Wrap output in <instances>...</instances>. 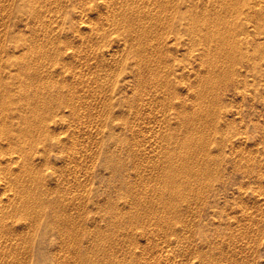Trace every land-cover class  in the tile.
Masks as SVG:
<instances>
[{"label": "rangeland", "instance_id": "1", "mask_svg": "<svg viewBox=\"0 0 264 264\" xmlns=\"http://www.w3.org/2000/svg\"><path fill=\"white\" fill-rule=\"evenodd\" d=\"M15 1H0V145L2 147L0 150L7 151L8 153L4 152L6 155H9L12 150H17L16 154L22 153V156L26 154L28 156L31 152L35 157L33 159V157L26 156L32 160H25L26 158L23 157L25 162L16 163V165L22 164V166L19 165L21 166L19 168H17L18 165L7 161L6 156L5 158L1 157L0 160L2 161L0 167H3L1 163L5 165L3 169L0 168V178L3 179L4 177L12 182L9 183L10 187L7 186L9 180L5 181L6 184H0V199H3L0 201V217L2 218L0 221L2 232H0V256L2 251L5 253L1 256L5 259L0 257L3 260H0V263L264 264V31L258 32L261 29L264 30V0H213L214 3L212 0H178V3L175 2L177 0H169L174 2L172 5L168 0H163V3L162 0H140V2L139 0H123L126 2L121 0H85V2L84 0H43L44 2L37 0V6H34L36 0H30L32 6L27 4L26 0ZM22 1L26 3L24 2L25 4L22 5ZM136 1L141 3L140 6L137 5ZM207 2L210 4L207 5ZM217 2L222 3L219 5L216 4ZM148 3L149 7L147 6ZM130 4L131 7H129ZM154 4L159 7H155ZM166 4L170 8L165 6ZM162 5L166 8H163ZM151 6H153L152 9ZM25 7H28L27 12L23 11ZM29 7H33L32 10ZM34 8L35 10H33ZM41 8L47 10L41 11ZM165 9L166 11L170 9L173 12H166ZM176 9L177 14L179 13V34L183 36L182 40L186 34L188 37L190 36V38L186 36V42L182 41L181 38L176 42L173 32L167 30V22H170V19L171 21L174 20L173 14L176 13ZM30 10L33 12L31 13ZM149 10L154 13L157 12L158 17L156 18V14L154 17V13L149 12ZM157 10H160V13L162 11V13L160 14ZM220 10L226 16L222 15ZM40 11L44 13V16L39 13ZM111 12L119 14L115 15ZM126 12L127 16L125 15ZM122 13L125 14L122 16ZM147 13L148 16H144ZM189 13H192L193 16L188 17ZM139 15L143 16L139 17ZM165 15L171 18L169 19ZM204 15L207 19L203 17ZM216 15L231 18L233 21L242 22L241 24L243 22L249 24L246 25L250 28L248 33H250L249 39L251 38L252 45L243 43L246 47L245 49L243 46L245 52L250 51L252 53L255 47L257 49L258 47L259 49L262 48L260 55L256 57V61L259 63L255 67L251 65L254 55L253 59L247 60L248 62L245 59L243 65L238 64L241 66V70H235V75H233L232 68H227L230 61L227 62L225 56L223 58L219 54L215 56L216 52L210 50L212 51L210 57L206 52L207 49L212 48L213 42L208 44L201 40V36H198L200 34L196 35L193 32L192 36V33L186 30L188 25H191V30L195 27V23L192 25L194 21L204 22V19L209 21L214 17L216 18ZM237 15L242 18H237ZM114 16L117 17L114 18ZM119 16L121 17L119 18ZM123 17L134 18L128 20L127 18L123 19ZM144 17L146 20H143ZM159 18L167 21L166 24L160 21L159 25ZM115 20L118 24L114 23ZM128 21L129 23H127ZM133 21L137 24H134ZM136 25L138 26L136 27ZM158 25L161 27L159 28ZM30 26L35 27V29ZM257 26H260V30ZM123 27L127 32L124 31ZM143 27L150 31L147 30L148 32L142 34ZM126 28H133L134 30ZM138 28L140 29L138 30ZM161 29L165 30L163 34L160 32ZM169 32L171 33L169 34ZM251 32L257 36H253L254 34ZM155 33L159 34L156 35ZM154 35H156L155 38ZM143 36L148 40L145 41ZM164 37L165 39H163ZM256 40L259 42L256 43ZM170 41L174 44L169 45ZM191 41L195 43L194 46ZM175 43H178L179 46L176 47ZM196 48H200V50ZM148 49L155 53L148 52ZM162 49H165V52L161 54L164 51ZM217 55L220 57L214 58L218 57ZM163 58L164 60H162ZM141 59L143 61H140ZM158 59L161 63L160 66L157 65ZM144 60L147 61V64ZM204 60H206L205 66L203 65L205 64ZM163 62L164 64H162ZM214 62L218 64L215 65ZM219 62L221 63L219 64ZM139 64L140 66H136ZM211 64L216 68L212 67ZM221 64L222 66H220ZM141 65L143 66L141 67ZM218 65L220 68L222 67L221 69L225 68V74ZM161 66H166V68ZM145 67H149L153 72L150 71L149 73V69L147 70ZM162 68L164 70H161ZM165 70L167 71L165 72ZM172 70L173 73H171ZM229 71L230 74L226 73ZM141 72L142 75H140ZM200 72L202 73L199 74ZM222 74L225 75V79L222 78ZM227 74L229 77L235 76V79L233 77L228 78ZM231 78L234 80L230 81ZM227 79L230 80L227 81ZM172 80L173 82H171ZM215 80L216 82H214ZM219 80L220 82H218ZM166 81L168 83H165ZM217 82L218 84H216ZM224 83L229 85L225 84L224 87L222 86ZM162 84L163 86L166 84V86H160ZM197 84L204 91L198 86L196 87ZM200 84L203 87H208V89L205 87L204 89ZM216 85L223 87L222 90L220 89V93ZM212 88H217L218 91H216L217 89L210 90ZM164 90H167V93ZM215 91L218 92V95ZM210 92H212L211 95ZM162 94L165 96L163 97ZM168 94H171V101L170 97H167ZM199 95L202 96L201 100ZM161 98L163 103H161ZM196 101H199L198 104ZM165 102L171 103L170 106H166ZM214 102L215 104H213ZM193 104L198 109H194ZM202 104H205V108ZM198 105L202 106L199 107ZM206 105L213 110L209 111L210 109ZM181 109H183V113H181ZM189 109L192 110L191 113ZM195 110L201 114L210 113L211 117L214 118L212 119L207 114H200L199 116ZM202 110H206V112L204 113ZM186 111H189L190 114ZM193 112L197 113V116ZM185 116L187 120H185ZM195 118L202 120L196 121ZM208 119L214 121L209 122ZM192 122L194 125L191 124ZM200 124L202 125L200 126ZM4 125L10 127L9 134L2 130ZM33 125L35 128L43 125V129H48L43 134H39V142L37 136L34 142L31 140L29 142L28 139H24L20 135L22 126H24L25 131ZM198 126L203 128H198ZM170 130L175 132L171 133ZM191 132L197 135L193 136ZM44 134H47L46 140ZM198 134L200 135L198 136ZM166 136L167 139H165ZM174 136H177V139ZM196 136L197 142L193 140ZM184 137H188L191 141L185 138L182 143ZM171 138H174L173 141ZM60 139L64 144L63 142L60 144L58 141ZM199 140L204 143L202 144ZM56 141L57 143H55ZM69 142L72 143L68 144ZM186 144H190V147H187ZM204 144L208 145L207 151L205 150L207 145L204 147ZM19 145H25L28 152L26 153L27 150L19 152ZM29 145H31L30 151ZM164 145L165 147H163ZM71 146L75 150H70ZM171 146L173 147L171 148ZM198 146H201L204 151ZM167 148L170 149L167 150ZM193 150L198 151L195 154H199L200 158L192 154L194 153ZM183 153L185 154L183 155ZM171 154L176 156L172 157ZM188 155L191 158L188 159ZM205 155L209 159L201 157ZM192 157H196L198 160L194 162ZM187 160L188 162L192 161V164L189 162L190 166H188ZM32 161L35 162L36 166ZM203 162L206 163L203 164ZM24 163L26 166L23 165ZM174 163L177 166L180 165L177 167ZM32 164L33 166H30ZM169 164L173 172L176 171L175 178L170 180L167 178V175L169 176L172 172ZM185 165L187 166L185 167ZM195 166L199 168L196 167V169ZM24 167L31 169H28L29 173L40 169L38 173L33 171L38 176L32 173L33 176L31 175L30 178L29 173V176L25 174ZM5 168H8L7 174L4 173ZM184 168H188L189 171ZM194 169L198 170H195L197 173ZM199 170L203 173L201 174ZM184 171L189 172L190 175ZM9 173H14L15 176L10 177L12 174ZM41 174L42 176H40ZM1 175L4 176L1 177ZM18 178L21 180L18 181ZM29 178L37 184L34 185L32 182L30 184ZM40 178L44 180L41 181ZM191 179L200 182H196L197 184L192 187L195 181L193 182ZM180 182L183 184L181 185ZM27 183L33 188L29 187ZM161 183L165 184L161 185ZM167 183H170V186ZM15 184L18 187L21 185L24 187L18 188ZM158 185H161L163 189L161 186L160 189ZM188 185L191 186L192 190L189 189L190 186ZM14 186L18 189L16 190ZM171 186L175 188H171ZM23 188L24 190H22ZM37 188L40 195L38 191V194L36 193ZM172 189L177 192L174 193ZM28 190L30 191L28 192ZM31 192L34 194L33 197H36L35 200H33ZM187 194L191 195L188 196ZM20 196L23 197L20 198ZM15 197L18 203L14 200ZM20 199L25 202V207L22 204L24 202H21ZM11 200L14 201V203L12 201L13 205ZM137 201H139L140 207H138ZM36 203L40 205V208ZM14 204L16 208H13ZM171 204L177 208L174 207L175 212H173V207L170 208ZM8 208L9 210L13 209V212L10 213ZM30 208L31 210H29ZM2 209L8 212L3 214ZM15 211L18 213L22 211L23 213H17V215ZM12 213L15 215L12 216ZM2 214L9 216H5L7 221ZM137 214L139 216H136ZM167 221L170 223L169 227L166 225L168 223H165ZM7 225L9 228L6 227ZM10 226L14 228H10ZM123 227L124 229H122ZM66 230L67 232H64ZM6 231H9L11 235ZM68 232H71V235ZM4 242L7 243V247ZM3 243L4 245H2ZM6 249L8 254L4 252ZM6 254L8 257H4ZM9 255L14 256L9 257Z\"/></svg>", "mask_w": 264, "mask_h": 264}, {"label": "bare ground", "instance_id": "2", "mask_svg": "<svg viewBox=\"0 0 264 264\" xmlns=\"http://www.w3.org/2000/svg\"><path fill=\"white\" fill-rule=\"evenodd\" d=\"M0 1H1V0H0ZM14 1H15V0H14ZM18 1L20 2V0H18ZM18 1H15V2H18ZM31 1H32V0H31ZM31 1H30V0H29V1L26 0L27 4H30V5L32 4ZM44 1H45V0H44ZM44 1L42 0V2H44ZM121 1H123V0H121ZM130 1H131V0H130ZM141 1H142V0H141ZM144 1H145V0H144ZM151 1H153V0H151ZM156 1H157V0H156ZM156 1H155V3H156ZM158 1H161V0H158ZM168 1H169V0H168ZM173 1H174V0H173ZM173 1H172V2H173ZM210 1H211V0H210ZM210 1H209V2H210ZM214 1H216V0H214ZM214 1L212 0L213 3H214ZM218 1H221V0H218ZM236 1H238V0H236ZM260 1H261V0H260ZM24 2H25V1H22L21 4L24 5V4L26 3V2H25V3H24ZM28 2H30V3H28ZM34 2H35V4H36V5H34V6H37V4H38V3H37V0L34 1ZM34 2H33V3H34ZM40 2H41V1H40ZM82 2H83V1H82ZM84 2H85V0H84ZM123 2H126V1H123ZM127 2H128V1H127ZM136 2H137V1H136ZM139 2H140V0H139ZM164 2H165V1H164ZM169 2H171V1H169ZM172 2H171V5H172ZM175 2L178 3V0L175 1ZM212 2H211V4H212ZM226 2H227V1H226ZM23 3H24V4H23ZM128 3H129V2H128ZM130 3H131V2H130ZM133 3H135V2H133ZM144 3H145V2H144ZM160 3H161V2H160ZM162 3H163V0H162ZM173 3H174V2H173ZM219 3H222V2H219ZM219 3L217 2L216 4H219ZM224 3H225V1H224ZM227 3H229V2H227ZM231 3H232V2H231ZM233 3H234V2H233ZM16 4H17V3H16ZM18 4H20V3H18ZM21 4H20V5H21ZM27 4H26V5H27ZM80 4H81V2H80ZM82 4H83V3H82ZM120 4H121V3H120ZM124 4H125V3H124ZM135 4H136V3H135ZM138 4H139V3L137 2V5H138ZM140 4H141V3H140ZM140 4H139V6H140ZM150 4H151V3H150ZM157 4H158V3H157ZM205 4H206V3H205ZM208 4H210V3L207 2V5H208ZM225 4H226V3H225ZM259 4H260V6H261V3H259ZM4 5H5V4H4ZM26 5H25V6H26ZM40 5H41V4H40ZM142 5L146 6L145 4H142ZM163 5H164V4H163ZM163 5H162L163 8H164L165 6H167V4H166L165 6H163ZM169 5H170V4H169ZM178 5H179V4H178ZM219 5H220V4H219ZM235 5H236V4H235ZM5 6H6V5H5ZM15 6H17V5H15ZM31 6H32V5H31ZM41 6H43V5H41ZM147 6L149 7V3H148ZM154 6H155V4H154ZM197 6H198V5H197ZM203 6H204V5H203ZM209 6H210V5H209ZM209 6H208V7H209ZM221 6H222V5H221ZM229 6H231V5H229ZM22 7H23V6H22ZM119 7H120V6H119ZM126 7H127V6H126ZM129 7H131V4H130ZM142 7H143V6H142ZM152 7H153V6H151V9H152ZM155 7H159V6H155ZM155 7H154V8H155ZM160 7H161V6H160ZM167 7H169V6H167ZM171 7H174V6H171ZM177 7H178V6H177ZM193 7H194V6H193ZM204 7H207V6H204ZM215 7H216V6H215ZM217 7H218V6H217ZM232 7H233V6H232ZM25 8H26V10H25ZM25 8H24V10H23V8H22V10L27 12V11H28V10H27L28 7H25ZM29 8L32 10L33 7H29ZM135 8H136V10H137V7H135ZM138 8H140V7H138ZM163 8H161V9H163ZM165 8H166V7H165ZM169 8H170V7H169ZM197 8H199V7H197ZM201 8L203 9V7H201ZM212 8H213V6H212ZM222 8H223V7H222ZM229 8H230V7H229ZM234 8H235V7H234ZM248 8H249V6H248ZM262 8H263V7H262ZM262 8H261V9H262ZM37 9H39V8H37ZM41 9H42L41 11H43V10H44V11L47 10V9H43V8H41ZM123 9H124V8H123ZM128 9H129V8H128ZM130 9H131V8H130ZM130 9H129V10H130ZM142 9H143V8H142ZM157 9H158V8H157ZM167 9H168V8H167ZM171 9H173V8H171ZM210 9H211V7H210ZM217 9H218V8H217ZM219 9H220V7H219ZM224 9H225V8H224ZM226 9H227V6H226ZM231 9H233V8H231ZM231 9H229V10H231ZM236 9H237V8H236ZM251 9H252V8H251ZM259 9H260V8H259ZM16 10H17V9H16ZM31 10H30V11H31ZM33 10H35V8H34ZM39 10H40V9H39ZM39 10H38V11H39ZM117 10H118V9H117ZM121 10H122V8H121ZM140 10H141V9H140ZM143 10H144V9H143ZM143 10H142V11H143ZM195 10H197V9H195ZM199 10H200V9H199ZM41 11H40L39 13H41ZM114 11H115V10H114ZM126 11H127V10H126ZM134 11H135V10H134ZM137 11H139V9H138ZM145 11H147V10H145ZM154 11H155V10H154ZM157 11H158V10H157ZM159 11H160V10H159ZM159 11H158V12H159ZM165 11H166V9H165ZM169 11H171V10L169 9ZM169 11L167 10L166 12H169ZM189 11H191V10H189ZM200 11H202V10H200ZM205 11H206V10H205ZM212 11H213V10H212ZM215 11H216V10H215ZM222 11H223V10H222ZM225 11H226V10H225ZM261 11H262V10H261ZM20 12H21V11H20ZM20 12H19V13H20ZM32 12H33V11H31V13H32ZM35 12H36V11H35ZM112 12H113V11H112ZM112 12H111V13H112ZM119 12H120V10H119ZM124 12H125V11H124ZM127 12H128V11H127ZM127 12H126V14H125V13H122V16H123V14H125V15L127 16ZM149 12H153V11H150V10H149ZM171 12H173V11H171ZM174 12H175V11H174ZM198 12H199V11H198ZM220 12H221V10H220ZM220 12H219V13H220ZM223 12H224V11H223ZM235 12H236V11H235ZM237 12H238V11H237ZM28 13L31 14L30 12H28ZM134 13H136V12H134ZM138 13H139V12H138ZM143 13H144V12H143ZM145 13H146V12H145ZM153 13H154V12H153ZM156 13H157V12H156ZM156 13L153 14L154 17H155V14H156ZM159 13H160V12H159ZM159 13H158V14H159ZM161 13H162V11H161ZM161 13H160V14H161ZM163 13H165V12H163ZM202 13H203V12H202ZM217 13H218V12H217ZM221 13H222V12H221ZM225 13H226V12H225ZM34 14H35V13H34ZM41 14L43 15L44 13H41ZM112 14L117 15V14H119V13H117V12L115 13V12H114V13H112ZM130 14H131V13H130ZM130 14H129V16H131ZM141 14H142V12H141ZM165 14L167 15V13H165ZM171 14H172V13H171ZM178 14H179V13H178ZM178 14H177V9H176V13L173 14V16H174V17H173L174 20H172V21H171V19H170L171 17L169 18L168 16L165 15L166 17H168V18L170 19V20H169L170 22L164 21L162 18H159V19H158V20H159V25H160V21L163 22L164 24H166V22L168 23V25H167L168 29H167V27H166V29H167V30H171V32H173V34H174V39H176V42L179 40V38H181V40H182V38H183V36H181V35L179 34V15H178ZM186 14H187V13H186ZM189 14H190L189 16L187 15L188 17L193 16L192 13H189ZM191 14H192V15H191ZM197 14H198V13H197ZM200 14H201V12H200ZM206 14H207V13H206ZM209 14H210V13H209ZM209 14H208V15H209ZM235 14H237V13H235ZM238 14H239V12H238ZM24 15H25V14H24ZM24 15H22V16H24ZM26 15H27V14H26ZM36 15H37V14H36ZM36 15H35V16H36ZM45 15H46V14H45ZM134 15H135V14H134ZM150 15H151V14H150ZM156 15H157V14H156ZM168 15L170 16V14H168ZM211 15H213L212 12H211ZM211 15H210V16H211ZM220 15H221V14H220ZM220 15H216V18L214 17V18H212V19L209 20V21H207V20H205V19L203 18V19H204V22H198V21H194L193 23L191 22L192 25L195 23V27H193L192 30H191V28H190L191 25H188V27L186 26V30H187L188 32L192 33V36H193V32H195L196 35H197V34H200V35H198V36H201V40H204V41L207 42L208 44H210V43L213 42V43H212V44H213L212 48L209 49V50L207 49L206 52L210 55V57H211V52H212V51L216 52V53H215V56H216V54L221 55L222 58H223V56H225L227 62H228V61L231 62V64H230V62H229V64L227 65V66H228L227 68H230V67L232 68V69H231V72H233V73H232L233 75H235V70H237V69H239V71L241 70V66H239L238 64L241 63V65H243L242 63H243V61H244L245 59H246V61H247V60L250 61L251 59H253L252 57H253L254 55H255V57H254V59H253L254 61L252 60L251 65L255 67V66L259 63V62L257 63V61H256V57L260 55V49H262V48L259 49V47H258V49H257V47H255L253 52H252V50H251L252 53H250V51H248V53L245 52V50H244V48H243L244 44H251V45H252V43H251L252 40H250L251 38L249 39V37H250L249 34H250V33H248V30H249L250 28H248V26L246 25V24H248V23L244 24V22H243V24H244V25H243V24H241L242 22L239 23V22L236 21V20L233 21L231 18H226V17L220 16ZM222 15H224V14L222 13ZM43 16H44V15H43ZM43 16H40V17H43ZM140 16H141V15H139V17H140ZM142 16H143V15H142ZM142 16H141V17H142ZM144 16H148V13H147V15L144 14ZM160 16H161V15H160ZM160 16H159V17H160ZM197 16H198V15H197ZM214 16H215V15H214ZM224 16H226V15H224ZM227 16H228V14H227ZM37 17H38V15H37ZM46 17H47V16H46ZM116 17H117V16H116ZM116 17L114 16V18H116ZM120 17H121V16H119V18H120ZM134 17H136V16H134ZM134 17H130V18L132 19V18H134ZM154 17H153V18H154ZM157 17H158V15L156 16V18H157ZM188 17H187V18H188ZM203 17H205V18L207 19V17H206L205 15H204ZM236 17L239 18V19L242 18V17H240V16H238V15H237ZM236 17H235V18H236ZM21 18H22V17H21ZM35 18H36V17H35ZM125 18H127V17H123V19H125ZM130 18L128 17L127 19L129 20ZM144 18H145V17H144ZM147 18H148V17H147ZM150 18L152 19V16H151ZM163 18H164V16H163ZM176 18H177V19H176ZM210 18H211V17H210ZM237 18H236V19H237ZM22 19H23V18H22ZM29 19H31V18H29ZM37 19H39V18H37ZM42 19H43V18H42ZM127 19H126V20H127ZM139 19H141V18H139ZM151 19H150V21H151ZM165 19H166V18H165ZM194 19H195V17H194ZM203 19H202V20H203ZM239 19H237V20H239ZM31 20H32V19H31ZM31 20H30V21H31ZM113 20H114V19H113ZM117 20H118V18H117ZM121 20H122V19H121ZM133 20H134V19H133ZM141 20H142V19H141ZM141 20H140V21H141ZM143 20H146V18L143 19ZM153 20H155V19H153ZM197 20H198V19H197ZM244 20H245V19H244ZM23 21H24V20H23ZM25 21H26V20H25ZM27 21H28V20H27ZM27 21H26V22H27ZM119 21H120V20H119ZM135 21H136V20H135ZM150 21H149V22H150ZM156 21H157V19H156ZM187 21H188V20H187ZM249 21H250V20H249ZM115 22H116V20L114 21V23H115ZM122 22H123V21H122ZM124 22H125V20H124ZM124 22H123V23H124ZM137 22H138V21H137ZM143 22H144V21H143ZM153 22H154V21H153ZM184 22H185V21H184ZM247 22H248V21H247ZM116 23H117V22H116ZM127 23H129V21H128ZM130 23H131V21H130ZM133 23H134V21H133ZM135 23H136V22H135ZM135 23H134V24H135ZM145 23H146V21H145ZM156 23H157V22H156ZM182 23H183V22H182ZM186 23H189V22H186ZM25 24H26V23H25ZM117 24H118V23H117ZM136 24H137V23H136ZM140 24H141V22H140ZM142 24H144V23H142ZM150 24H151V23H150ZM157 24H158V23H157ZM256 24H257V23H256ZM123 25H124V24H123ZM130 25H131V24H130ZM138 25H139V23H138ZM138 25H136V27H137ZM144 25H145V24H144ZM146 25H147V24H146ZM152 25H153V23H152ZM159 25H158V26H159ZM162 25H163V24H162ZM245 25L247 26V28L245 27ZM248 25H249V24H248ZM254 25H255V23L253 24V27H254ZM153 26H154V25H153ZM153 26H152V27H153ZM156 26H157V25H156ZM164 26H165V25H164ZM30 27H32L33 29H35V27H33V26H30ZM126 27H127V26H126ZM129 27H130V26H129ZM145 27H146V26H145ZM145 27H143V28H144V29L142 30L143 33H142L141 31H140V32L138 31V32H139V33H142V34H145L146 32L150 31L149 29H146ZM150 27H151V26H150ZM160 27H161V26H159V28H160ZM253 27H252V28H253ZM259 27H260V26H259ZM259 27L257 26L258 30H260ZM120 28H122V27H120ZM133 28H134V27H133ZM133 28H131V29H133ZM140 28H141V27H140ZM140 28H138V30H139ZM147 28H149V27H147ZM162 28H163V27H162ZM33 29H32V30H33ZM123 29H124V27H123ZM126 29H129V28H126ZM131 29H129V30H131ZM141 29H142V28H141ZM150 29H151V28H150ZM152 29H153V28H152ZM163 29H164V28H163ZM180 29H181V28H180ZM255 29H256V28H255ZM133 30H134V29H133ZM147 30H148V31H147ZM161 30H162V29H161ZM252 30H253V29H252ZM124 31H125V29H124ZM135 31H136V30H135ZM151 31L153 32V30H151ZM155 31H156V29H155ZM163 31H165V30H162V31H160V32H162V34H163ZM183 31H184V30H183ZM191 31H192V32H191ZM262 31H264V30L261 29V30L258 31V32H262ZM125 32H127V31H125ZM129 32H130V31H129ZM129 32H128V33H129ZM171 32H169V34H170ZM180 32H181V31H180ZM249 32H250V30H249ZM252 32H253V31H252ZM252 32H251V34H254V33H252ZM128 33H127V34H128ZM131 33H132V32H131ZM134 33H135V32H134ZM153 33H154V32H153ZM135 34H136V35H139V34H137V33H135ZM135 34H133V35H135ZM149 34H150V33H149ZM155 34H156V33H155ZM157 34H159V33H157ZM157 34H156V35H157ZM164 34H165V32H164ZM169 34H168V35H169ZM173 34H172V35H173ZM128 35H129V34H128ZM131 35H132V34H131ZM147 35H148V34H147ZM156 35H154L153 37L155 38ZM179 35H180V36H179ZM190 35H191V34H190ZM194 35H195V34H194ZM129 36H130V35H129ZM140 36H141V34H140ZM144 36H145V35H144ZM144 36H143V37H144ZM162 36H164V35H162ZM186 36L188 37L187 34H186ZM186 36H185V38H186ZM253 36H255V34H254ZM256 36H257V35H256ZM256 36H255V37H256ZM148 37H149V36H148ZM170 37H171V35H170ZM195 37H196V36H195ZM251 37H252V35H251ZM130 38H131V37H130ZM133 38H134V37H133ZM144 38H145V37H144ZM150 38H151V37H150ZM161 38H162V37H161ZM185 38H184V40H182V41H185ZM188 38H190V36H189ZM252 38H253V37H252ZM138 39H139V38H138ZM141 39H142V38H141ZM146 39H147V38H145V41H146ZM163 39H165V37H164ZM166 39H167V38H166ZM172 39H173V38H172ZM253 39L255 40V38H253ZM134 40H135V39H134ZM147 40H148V39H147ZM168 40H169V39H168ZM193 40H195V39H193ZM193 40H192V41H193ZM199 40H200V39H199ZM254 40H253V42H255ZM46 41H47V39H46ZM138 41H139V40H138ZM138 41H137V42H138ZM154 41H155V40H154ZM160 41H161V40H160ZM165 41L167 42V40H165ZM173 41H174V40H173ZM189 41H190V40H189ZM192 41H191V43H192ZM250 41H251V42H250ZM256 41H257V40H256ZM143 42H144V41H143ZM151 42H152V41H151ZM151 42H150V44H151ZM161 42H163V41H161ZM168 42H169V41H168ZM171 42H172V41H170V43H171ZM180 42H181V41H180ZM185 42H186V41H185ZM194 42H196V40H195ZM201 42H203V41H201ZM205 42H204V43H205ZM249 42H250V43H249ZM258 42H259V41H257L256 43H258ZM41 43H42V42H41ZM138 43H140V42H138ZM153 43H154V42H153ZM170 43H169V45L174 44L173 42H172L171 44H170ZM178 43H179V42H178ZM178 43H175V44H176V47H177V45L179 46L180 43H179V44H178ZM199 43H200V42H199ZM207 43H206V44H207ZM243 43H244V44H243ZM147 44H148V43H147ZM156 44H157V41H156ZM182 44H184V43H182ZM259 44H260V43H259ZM38 45H39V43L37 44V47H38ZM40 45H41V44H40ZM137 45H138V44H137ZM141 45H142V44H141ZM148 45H149V44H148ZM154 45H155V44H154ZM157 45H158V44H157ZM184 45H185V44H184ZM186 45H187V44H186ZM192 45L194 46L195 43H192ZM199 45H200V44H199ZM199 45H198V47H199ZM251 45H249V46L252 47ZM253 45H254V43H253ZM133 46H134V45H133ZM152 46H153V45H152ZM159 46H160V45H159ZM201 46H202V45H201ZM204 46H205V45H204ZM209 46H210V45H209ZM214 46H215V48H216L217 50L214 48ZM259 46H260V45H259ZM39 47H40V46H39ZM139 47H140V46H139ZM153 47H154V46H153ZM206 47H207V46H206ZM244 47H245V46H244ZM250 47H249V48H250ZM260 47H262V46H260ZM137 48H138V46H137ZM155 48H156V47H155ZM155 48H152V49H155ZM158 48H159V47H158ZM163 48H164V47H163ZM200 48H201V47H200ZM200 48H199V49L196 48V49H197V50H200ZM33 49H34V47H33ZM144 49H145V48H144ZM188 49H191V48H188ZM192 49H193V48H192ZM205 49H206V48H205ZM213 49H215V50H213ZM245 49H246V47H245ZM250 49H251V48H250ZM35 50H37V49H35ZM40 50H41V49H40ZM40 50H39V51H40ZM142 50H143V49H142ZM142 50H141V51H142ZM146 50H147V49H146ZM146 50H145V51H146ZM148 50H149V49H148ZM160 50H161V49H160ZM162 50H164V51H162L161 54H162L163 52H165V49H162ZM193 50L195 51V49H193ZM193 50H192V51H193ZM202 50H204V49H202ZM210 50H212V51H210ZM258 50H259V51H258ZM134 51H135V48H134ZM136 51H137V50H136ZM143 51H144V50H143ZM150 51H152V53H153V50L150 49L148 52H150ZM262 51H263V50H262ZM156 52H157V51H156ZM195 52H196V51H195ZM197 52H198V51H197ZM204 52H205V51H204ZM204 52H203V53H204ZM140 53H141V52H140ZM154 53H155V52H154ZM154 53H153V54H154ZM166 53H169V52H166ZM255 53H256V54H255ZM157 54H158V53H157ZM193 54H194V53H193ZM212 54H213V53H212ZM143 55H145V54H143ZM143 55H142V56H143ZM151 55H152V54H151ZM166 55H167V54H166ZM195 55H196V54H195ZM197 55H198V54H197ZM202 55H204V54H202ZM206 55H207V54H206ZM139 56L141 57V54H140ZM148 56H149V54H148ZM152 56H153V55H152ZM154 56H155V55H154ZM213 56H214V55H213ZM217 56H218V55H217ZM145 57H146V56H145ZM150 57H151V56H150ZM158 57H159V56H158ZM168 57H169V55H168ZM171 57H172V56H171ZM206 57H207V56H206ZM219 57H220V56H218V57H214V58H219ZM225 57H224V60H225ZM159 58H161V57H159ZM222 58H221V59H222ZM144 59H145V58H144ZM154 59H155V58H154ZM167 59H169V58H167ZM210 59H211V58H210ZM146 60H148V59H146ZM162 60H164V58H163ZM206 60H207V59H206ZM206 60H204V63H205ZM217 60L219 61V59H217ZM224 60H223V61H224ZM138 61H139V60H138ZM140 61H143V60L141 59ZM144 61H145V60H144ZM150 61H151V60H150ZM152 61H153V60H152ZM177 61H178V59H177ZM145 62H146V64H147V61H145ZM157 62H158L157 65L161 64V63L159 62V59H158ZM164 62H165V61H164ZM164 62H163L162 64H164ZM171 62H172V61H171ZM207 62H208V61H207ZM212 62H213V61H212ZM244 62H245V61H244ZM247 62H248V61H247ZM247 62H246V63H247ZM138 63H139V62H138ZM149 63H150V62H149ZM208 63H209V62H208ZM208 63H207V64H208ZM220 63H221V62H219V64H220ZM171 64H173V62H172ZM212 64H213V63H212ZM212 64H211V65H212ZM214 64H215V62H214ZM217 64H218V63H217ZM217 64H215V65H217ZM247 64H248V63H247ZM144 65H145V64H144ZM150 65H151V64H150ZM152 65H153V64H152ZM154 65H155V63H154ZM165 65H166V63H165ZM203 65L205 66L206 63L203 64ZM208 65H209V64H208ZM237 65L239 66V68H238ZM248 65H249V64H248ZM136 66H140V64H139V65H136ZM142 66H143V65H141V67H142ZM148 66H149V65H148ZM159 66H160V65H159ZM169 66H170V63H169ZM171 66L173 67V65H171ZM179 66H180V64H179ZM181 66H182V65H181ZM220 66H222V64H221ZM223 66H224V65H223ZM249 66H250V65H249ZM151 67H152V66H150V69H152ZM154 67H155V66H154ZM156 67H157V66H156ZM161 67L166 68V66H161ZM161 67H159V68H161ZM167 67H168V66H167ZM206 67H207V66H206ZM206 67H205V69H206ZM208 67H209V66H208ZM212 67H215V68H216V66H213V65H212ZM212 67H211V68H212ZM218 67H219V65H218ZM225 67H226V66H225ZM138 68H139V67H138ZM145 68H146V67H145ZM145 68H144V69H145ZM173 68H174V67H173ZM175 68H176V67H175ZM215 68H214V69H215ZM219 68H220V67H219ZM221 68H222V67H221ZM221 68H220V69H221ZM144 69H143V71H145ZM146 69L148 70L149 67H147ZM150 69H149V73H150V71L153 72V70H150ZM156 69H157V68H156ZM168 69L170 70V68H168ZM168 69H167V70H168ZM224 69H225V68L223 67V69H221V70L224 71V74H225V70H224ZM137 70H138V69H137ZM141 70H142V69H141ZM161 70H164V69L162 68ZM167 70H165V72H166ZM174 70H175V69H174ZM176 70H177V69H176ZM207 70H208V69H207ZM232 70H233V71H232ZM178 71H179V69H178ZM202 71H203V70H202ZM209 71H210V70H209ZM212 71H213V70H212ZM212 71H211V72H212ZM215 71H216V70H215ZM215 71H214V72H215ZM219 71H220V70H219ZM152 72H151V74H152ZM154 72H155V71H154ZM160 72H162V71H160ZM163 72H164V71H163ZM203 72H204V71H203ZM206 72H207V71H206ZM214 72H213V73H214ZM216 72H218V71H216ZM138 73H140V72H138ZM171 73H173V70L171 71ZM179 73H181V72H179ZM201 73H202V72H200L199 74H201ZM220 73H221V72H220ZM226 73H229V74H230V71H229V72H226ZM238 73H239V72H238ZM151 74H149V76H150ZM153 74H154V73H153ZM158 74H159V72H158ZM205 74H206V73H205ZM209 74H210V73H209ZM232 74H231V75H232ZM140 75H142V72H141ZM177 75H178V74H177ZM202 75H203V74H202ZM207 75H208V74H207ZM213 75H214V74H213ZM213 75H209V76H213ZM215 75H216V74H215ZM227 75H228V74H227ZM233 75L230 76V77H233ZM143 76H144V73H143ZM146 76H147V74H146ZM146 76H145V77H146ZM154 76H155V75H154ZM163 76H164V75H163ZM166 76H167V75H166ZM168 76H169V75H168ZM168 76H167V77H168ZM170 76H172V75H170ZM204 76H205V75H204ZM220 76H221V75H220ZM147 77H148V76H147ZM150 77H151V76H150ZM157 77H158V76H157ZM167 77H166V78H167ZM218 77H219V75H218ZM218 77H217V78H218ZM230 77H229V75H228V78H230ZM234 77H235V76H234ZM234 77H233V78H234ZM236 77H237V76H236ZM138 78H139V77H138ZM153 78H154V77L152 76V79H153ZM161 78H162V77H161ZM206 78L208 79L207 76H206ZM213 78L215 79V77H213ZM222 78L225 79V75L222 74ZM233 78H231V80H230V79H227V81H228V80L233 81V80L235 79V78H234V79H233ZM237 78H239V77H237ZM139 79H140V78H139ZM141 79H142V77H141ZM164 79H165V78H164ZM170 79H172V78L170 77ZM197 79H198V77H197ZM200 79H201V78H200ZM204 79H205V78H204ZM232 79H233V80H232ZM147 80H148V78H147ZM147 80H146V81H147ZM165 80H167V79H165ZM208 80H209V79H208ZM210 80H212V79L210 78ZM238 80L240 81V79H238ZM241 80L243 81V79H241ZM138 81H139V80H138ZM140 81H141V80H140ZM157 81H158V79H157ZM168 81L170 82L169 79H168ZM202 81H203V80H202ZM239 81H238V82H239ZM151 82H152V81H151ZM153 82H154V81H153ZM161 82H162V79H161ZM161 82H159V83H161ZM171 82H173V80H172ZM204 82L206 83V81H204ZM209 82H210V81H209ZM212 82H213V80H212ZM214 82H216V80H215ZM218 82H220V80H219ZM218 82H217L216 84H218ZM225 82H226V81H225ZM144 83H147V82H144ZM155 83H156V82H155ZM159 83H157V84H159ZM165 83H168V82L166 81ZM196 83H199V82L196 81ZM201 84H202V83H201ZM201 84H200V85H201ZM210 84H211V83H210ZM225 84H226V85H229V84H227V83H224V85L222 84V86L225 87ZM141 85H142V83H141ZM145 85H146V84H145ZM145 85H143V86H145ZM170 85H171V84H170ZM204 85H205V84H204ZM220 85H221V84H220ZM160 86H163V84L160 85ZM164 86H166V84H164ZM164 86H163V87H164ZM197 86L199 87V84H197L196 87H197ZM201 86L203 87V85H201ZM208 86H209V84H208ZM212 86H213V85H212ZM212 86H211V87H212ZM218 86H219V85H218ZM163 87H162V88H163ZM169 87H170V86H169ZM173 87H175V86H173ZM204 87H205V86H204ZM204 87H203V88H204ZM214 87H215V86H214ZM216 87H217V85H216ZM160 88H161V87H160ZM171 88H172V87H171ZM171 88H170V89H171ZM205 88L208 89V87H205ZM205 88H204V89H205ZM217 88H219V93H220V89L222 90L223 87L221 88V86H219V87H217ZM217 88H212V89H210V90L217 89ZM199 89H202V88L199 87ZM202 90H203V89H202ZM202 90H201V91H202ZM164 91H166V93H167V90H164ZM168 91H169V90H168ZM173 91H175V90H173ZM199 91H200V90H199ZM203 91H204V90H203ZM208 91H209V90H208ZM216 91H218V89H217ZM216 91H215V93H217V95H218V92H216ZM241 91H243V90H241ZM175 92H177V91H175ZM166 93H164V94H166ZM172 93H173V92H172ZM195 93H196V92H195ZM198 93H199V92H198ZM201 93H203V92H201ZM204 93H205V95H206V91H205ZM175 94H177V93H175ZM208 94H209V92L207 93V95H208ZM211 94H212V92H210V95H211ZM162 95H163V94H162ZM173 95H174V94H173ZM196 95H197V94H196ZM201 95H202V94H201ZM201 95H199V97H200ZM213 95H214V94H213ZM215 95H216V94H215ZM219 95H220V94H219ZM160 96H161V95H160ZM164 96H165V95H163V97H164ZM168 96L170 97L171 94H170V95L168 94L167 97H168ZM202 96H203V95H202ZM202 96L200 97V100H201ZM167 97H165V98H167ZM196 97H198V96H196ZM205 97H206V96H205ZM209 97H210V96H209ZM211 97H214V96H211ZM158 98H159V97H158ZM215 98H216V97H215ZM215 98H214V99H215ZM217 98H218V97H217ZM217 98H216V99H217ZM159 99H160V98H159ZM163 99H164V98H163ZM206 99H207V98H206ZM206 99H203V100H206ZM214 99H212V100L214 101ZM161 100H162V98H161ZM166 100H167V99H166ZM210 100H211V99H210ZM210 100H209V101H210ZM170 101H171V97H170ZM206 101H208V99H207ZM206 101H201V102L205 103ZM215 101H216V100H215ZM154 102H155V101H154ZM158 102H159V100H158ZM167 102H169V101H167ZM167 102H165V103H166V106H170L169 104H171V103L168 104ZM196 102H197V101H196ZM198 102H199V101H198ZM198 102H197V104H198ZM217 102H218V101H217ZM5 103H6V102H5ZM5 103H3V104H5ZM156 103H157V102H156ZM161 103H163V100H162ZM165 103H164V104H165ZM206 103H207V102H206ZM211 103H212V101H211ZM157 104H158V103H157ZM200 104H201V103H200ZM208 104H209V103H208ZM213 104H215V102H214ZM202 105H203V107H204L205 104H202ZM202 105H201V106H202ZM210 105H211V104H210ZM216 105H217V104H216ZM216 105H215V106H216ZM160 106H161V105H160ZM193 106H194V104H193ZM193 106H192V107H193ZM198 106H199V105H198ZM201 106H199V107H201ZM211 106H212V105H211ZM156 107H158V106H156ZM161 107H165V106H161ZM192 107H191V108H192ZM196 107H197V106H194L193 108H194V109H198V108H196ZM206 107H208V106L206 105ZM212 107L215 108L214 106H212ZM193 108H192V109H193ZM204 108H205V107H204ZM208 108L210 109L209 111H212V110H213V108H212V110H211V107H208ZM183 109H185L184 106H183ZM183 109H181L182 112H181L180 110H179V112L183 113ZM187 110H188V109H187ZM189 110H190V113H191L192 110H191V109H189ZM206 110H207V109H206ZM206 110H205V111L202 110V111L205 113ZM193 111H194V110H193ZM195 111H197V110H195ZM199 111H200V110H199ZM186 112L189 113V111H186ZM197 112H198V111H197ZM200 112H201V111H200ZM213 112H214V111H213ZM181 113H180V114H181ZM190 113H189V114H190ZM193 113H194V112H193ZM198 113H199V112H198ZM211 113H212V112H211ZM185 114H186V113H185ZM194 114H195V116H197V115H196L197 113H194ZM200 114H201V113H199V116H200ZM206 114H207V115H210V113L208 114L207 112H206L205 114H201V115H206ZM214 114H215V113H214ZM181 115H182V114H181ZM183 115H184V114H183ZM191 115H192V114H191ZM191 115H190V117H192ZM212 115H213V114H212ZM199 116H198V117H199ZM187 117H188V115H187ZM190 117H189V118H190ZM203 117H204V116H203ZM210 117H211V115H210ZM182 118H183V116H182ZM199 118H201V117H199ZM206 118H207V117H206ZM211 118H212V117H211ZM213 118H214V117H213ZM213 118H212V119H213ZM193 119H194V118H193ZM203 119H204V118H203ZM182 120H184V119H182ZM185 120H187V119H186V116H185ZM188 120H189V119H188ZM195 120H196V118H195ZM200 120H202V119H200ZM200 120L198 119V120H196V121H200ZM204 120H206V119H204ZM191 121L195 122L194 120H191ZM207 121H209V119H208ZM210 121H214V120H210ZM210 121H209V122H210ZM179 122H180V120H179ZM182 122H185V121H182ZM187 122H188V121H187ZM193 122H192L191 124L194 125ZM203 122H204V121H203ZM185 123H186V122H185ZM185 123H183V124H185ZM189 123H190V122H189ZM195 123H196V122H195ZM187 124H188V123H187ZM191 124H190V125H191ZM202 124H203V123H202ZM202 124H200V126H201ZM206 124H207V123H206ZM208 124H209V123H208ZM190 125H189V127H192V126H190ZM197 125H198V124H197ZM197 125H195V127H197ZM24 126H25V125H24ZM24 126H22L23 128H21V133H20V135H22V137H23L24 139H28L29 142H30V140H31V142H32V141L34 142L36 136H37V138H38L40 133L43 134V132H45V130H48V129H46V128L43 129V125H39V127H37V128H35V126L33 125L34 128H33V127H30V128H28V130H25V131H24ZM26 126H28V125H26ZM31 126H32V125H31ZM185 126H186V125H185ZM200 126H198V128H201ZM205 126H206V125H205ZM28 127H29V126H28ZM189 127H188V128H189ZM186 128H187V127H186ZM192 128H193V127H192ZM202 128H203V127H202ZM202 128H201V129H202ZM205 128H207V126H206ZM2 130H3V131H6L5 133H7V134H9L10 131H11L10 127H7L6 125H4V126L2 127ZM187 130H188V129H187ZM193 130H194V129H193ZM170 131H171V130H170ZM199 131H201V130H199ZM205 131H206V130H205ZM205 131H203V132L206 133ZM208 131H209V130H207V132H208ZM19 132H20V130H19ZM22 132H23V134H22ZM37 132H38V134H37ZM173 132H175V131H173ZM173 132L171 131V133H173ZM193 132H196V131H193ZM209 132H210V131H209ZM209 132H208V133H209ZM211 132H212V131H211ZM171 133H170V134H171ZM176 133H177V132H176ZM187 133H188V132H187ZM191 133H192V132H191ZM198 133H199V132H198ZM168 134H169V133H168ZM192 134H193V133H192ZM209 134H211V133H209ZM44 135H45V134H44ZM48 135L50 136V134H48ZM160 135H162V134H160ZM174 135H175V134H174ZM176 135H177V134H176ZM187 135H188V134H187ZM187 135H186V136H187ZM190 135H191V134H190ZM190 135H189V136H190ZM195 135H197V134L194 133L193 136H195ZM199 135H200V134H198V136H199ZM201 135H202V134H201ZM206 135H208V134H206ZM42 136H43V135H42ZM46 136H47V134L44 136V138H45ZM49 136H48V138H49ZM163 136H165V135H163ZM168 136H169V135H168ZM211 136H212V135H211ZM50 137H51V136H50ZM59 137L61 138V136H59ZM59 137H58V138H59ZM174 137H175V136H174ZM176 137H177V136H176ZM176 137H175V139H177ZM203 137H205V136H203ZM203 137H202V138H203ZM206 137H208V136H206ZM37 138H36V139H37ZM42 138H43V137H42ZM42 138H41V139H42ZM44 138H43V140H44ZM58 138H57V139H58ZM185 138L188 139V137H184V140L181 138V139L183 140L182 143L185 141ZM194 138H195V137H194ZM199 138H200V137H199ZM39 139H40V137L37 139V141H38ZM165 139H167V136H166ZM171 139H172V138H171ZM173 139H174V138H173ZM173 139H172V141H173ZM196 139H197V136H196V138L193 139V140H196ZM203 139H205V138H203ZM208 139H210V138H208ZM208 139H207V140H208ZM45 140H46V138H45ZM62 140H63V139H62ZM179 140H180V139H179ZM179 140H178V142H179ZM188 140L191 141V139H188ZM58 141H60V144H61V142H63V141H61V139L58 140ZM170 141H171V140H170ZM197 141H198V140H196L195 142H197ZM200 141H201V140H199V142H200ZM38 142H39V141H38ZM38 142H37V143H38ZM167 142H168V141H167ZM167 142H166V143H167ZM174 142H176V140H174ZM178 142H177V143H178ZM187 142H188V141H187ZM192 142H193V141H192ZM199 142H198V143H199ZM35 143H36V142H35ZM55 143H57V141H56ZM71 143H72V142H69L68 144H71ZM75 143H76V142H75ZM75 143H74V145H75ZM166 143H165V144H166ZM177 143H176V144H177ZM201 143L203 144L204 142L201 141ZM201 143H199V144H201ZM205 143H206V142H205ZM63 144H64V142H63ZM169 144H170V143H169ZM173 144H175V143H173ZM179 144H180V142H179ZM192 144H194V143H192ZM207 144H208V143H207ZM207 144H206V145H207ZM72 145H73V144H72ZM186 145H187V144H186ZM189 145H190V144H188L187 147H188ZM206 145L204 144V147H206ZM30 146H31V145H29V151H30ZM32 146H33V143H32ZM176 146H177V145H176ZM193 146L196 147V145H193ZM201 146H202V145H201ZM201 146H200V147L198 146V148H202ZM163 147H165V145H164ZM169 147H170V146H169ZM172 147H173V146H171V148H172ZM181 147H182V146H181ZM181 147H180V148H181ZM189 147H190V146H189ZM191 147H192V146H191ZM1 148H2V147H1V145H0V149H1ZM68 148H69V147H68ZM68 148H67V149H68ZM73 148H74V146H73ZM206 148H207V149H205V150L207 151V150H208V145H207ZM18 149L20 150L19 152H25V150H27L25 145H19V146H18ZM168 149H170V148H167V150H168ZM194 149H195V148H194ZM202 149H203V148H202ZM68 150H69V149H68ZM70 150H75V148L72 149V146H71V149H70ZM70 150H69V151H70ZM161 150H162V149H161ZM163 150H164V148H163ZM165 150H166V148H165ZM171 150H172V149H171ZM174 150H175V149H174ZM180 150H181V149H180ZM180 150H179V152H180ZM184 150H185V149H184ZM198 150H199V149H198ZM0 151H1V150H0ZM8 151H9V150H8ZM12 151H13V150H12ZM12 151H10L9 155H6L5 153H6L7 151L4 150V152H5V153H4L3 150H2L1 153H0V160H1V157H2V158H5V156H6L5 159H6L7 161L12 162L11 164H15V165H16V163H20L21 161H24V162H25V160H27V159H31V158H27V157H33V159H34V157H35V155L33 156V155L31 154V152H30V154H29L28 156H27V154L22 156V153H19V152H18L19 154H16V151H17V150H14L13 153H11ZM169 151H170V150H169ZM176 151H177V147H176ZM181 151H182V150H181ZM186 151H187V150H186ZM193 151H194V150H193ZM196 151H197V150H196ZM196 151H194V153H192V154L197 155V154H195ZM199 151H200V150H199ZM203 151H204V149H203ZM203 151H201V152H203ZM2 152H3L4 154H3ZM14 152H15V153H14ZM27 152H28V150L26 151V153H27ZM73 152H74V151H73ZM162 152H163V151H162ZM172 152H173V151H172ZM179 152H178V153H179ZM183 152H184V151H183ZM197 152H198V151H197ZM7 153H8V152H7ZM69 153H70V152H69ZM165 153H166V152H165ZM167 153H168V152H167ZM175 153H176V152H175ZM204 153H205V152H204ZM55 154H56V153H55ZM161 154H162V153H161ZM176 154H177V153H176ZM184 154H185V153H183V155H184ZM192 154H191V155H192ZM200 154H201V153H200ZM46 155L48 156V153H47ZM46 155L44 156L45 158H46ZM49 155H50V154H49ZM163 155H165V154H163ZM180 155H181V152H180ZM201 155H203V154H201ZM26 156H27V157H26ZM36 156H37V155H36ZM38 156H40V155H38ZM59 156H60V154H59ZM62 156H63V155H62ZM64 156H65V155H64ZM169 156H170V155H169ZM171 156H172V154H171ZM173 156H176V155H173ZM173 156H172V157H173ZM192 156H193V155H192ZM197 156L199 157V154H198ZM20 157H21L22 159H19ZM23 157H25L26 159L23 160V159H24ZM166 157L168 158V156H166ZM166 157H165V158H166ZM177 157H179V156H177ZM189 157H190V155L187 156L188 159H189ZM201 157H206V155H205V156H201ZM61 158H62V157H61ZM170 158H171V157H170ZM174 158H176V157H174ZM179 158H180V157H179ZM183 158H184V157H183ZM190 158H191V157H190ZM192 158H194V157H192ZM195 158H196V157H195ZM195 158H194V160H192V161L195 162L196 160H198L197 158H196V159H195ZM199 158H200V157H199ZM206 158L209 159L208 156H207ZM62 159H63V158H62ZM180 159H181V158H180ZM180 159H179V160H180ZM185 159H186V157H185ZM203 159H204V158H203ZM3 160H4V159H3ZM6 160H5V161H6ZM31 160H32V159H31ZM165 160H167V159H165ZM201 160H202V159H201ZM204 160H205V159H204ZM204 160H202V161H204ZM33 161H35V160H33ZM33 161H32V163H33ZM170 161H172V160H170ZM177 161H178V160H177ZM177 161H176V162H177ZM184 161H186V160H184ZM192 161H191V162H192ZM0 162H2V161H0ZM29 162H30V161H29ZM167 162H169V161H167ZM167 162H166V164H168ZM187 162H188V160H187ZM189 162H190V161H189ZM189 162H188V166H190V163H191V162H190V163H189ZM208 162H209V161H208ZM7 163H8V162H7ZM22 163H23V162H22ZM178 163H180V162L178 161ZM182 163H183V162H182ZM199 163H200V162H199ZM205 163H206V162H205ZM205 163L203 162V164H205ZM2 164H3V167H5L4 163H1V166H2ZM5 164H6V163H5ZM11 164H10V168H11ZM25 164H26V163H24L23 165H25ZM30 164H31V163H30ZM33 164L36 166L35 162H34ZM33 164L30 165V166H33ZM174 164H175V163H174ZM180 164H181V163H180ZM180 164H178V166H179ZM191 164H192V163H191ZM195 164H197V163H195ZM195 164H193V165H195ZM200 164H201V163H200ZM17 165H18V164H17ZM17 165H16V166H17ZM19 165L22 166V164H19ZM19 165H18L17 168L21 167V166H19ZM8 166H9V165H8ZM12 166H13V165H12ZM25 166H26V165H25ZM35 166H34V167H35ZM169 166H170V164H169ZM175 166H177V165L175 164ZM178 166H177V167H178ZM186 166H187V165H185V167H186ZM191 166H192V165H191ZM197 166H199V165H197ZM197 166H195V168H196ZM202 166H203V165H202ZM205 166H206V165H205ZM3 167H0V168L3 169ZM27 167H29V165H27ZM163 167H164V166H163ZM165 167H166V166H165ZM177 167H176V169H177ZM180 167H181V166H180ZM180 167H179V168H180ZM183 167H184V166H183ZM203 167H204V166H203ZM10 168H9V169H10ZM22 168H23V167H22ZM37 168H38V167H37ZM170 168H171V166H170ZM170 168H169V169H170ZM173 168H174V167H173ZM188 168H190V167H188ZM188 168H187V169H188ZM197 168H199V167H197ZM197 168H196V169H197ZM204 168H205V167H204ZM5 169H6V168H5ZM7 169H8V168H7ZM7 169H6V171L4 170V171H5L4 173H6V172L8 171ZM11 169H12V168H11ZM11 169H10V170H11ZM28 169H30V168H25V167H24V170H25V174H26V175H28V173H29V170H28ZM161 169H163L162 166H161ZM164 169H165V168H164ZM169 169H168V170H169ZM171 169H172V168H171ZM184 169L187 170L186 168H184ZM184 169H183V170H184ZM192 169H193V168H192ZM196 169H194V171H195ZM200 169H201V167H200ZM202 169H203V168H202ZM21 170H23V169H21ZM30 170H31V169H30ZM35 170H36V169H35ZM39 170H40V169H39ZM39 170L37 169L36 171H34V170H33V171L38 173ZM177 170H178V169H177ZM205 170H206V169H205ZM207 170H208V169H207ZM19 171H20V170H19ZM33 171H32V173H33ZM166 171H167V169H166ZM169 171H170V170H169ZM169 171H168V172H169ZM174 171H175V168H174ZM178 171H179V170H178ZM180 171H181V169H180ZM188 171H189V169H188ZM196 171H198V170H196ZM196 171H195V172H196ZM199 171H201V170H199ZM9 172H12V171H9ZM163 172H164V171H163ZM175 172H176V171H175ZM175 172H173V169H172V172L170 173L169 176H168L166 173H165V174L167 175V178L170 180V179L173 178V177L175 178V176H176V173H175ZM181 172H182V171H181ZM185 172L187 173V171H184V173H185ZM191 172H193V171L191 170ZM195 172H194V173H195ZM207 172H208V171H207ZM207 172H206V174H207ZM0 173H1V172H0ZM2 173H3V172H2ZM14 173H15V172H14ZM14 173H13V174L11 173L12 176H10V177H13ZM20 173H21V171H20ZM20 173H19V175H20ZM32 173H29V174H30V178H31ZM41 173H42V172H41ZM178 173H179V174H182V173H180V172H178ZM188 173H189V172H188ZM188 173H187V174H188ZM194 173H191V174L194 175ZM196 173H197V172H196ZM196 173H195V174H196ZM202 173H203V172L201 171V174H202ZM6 174H7V173H6ZM6 174H5V176H6ZM9 174H10V173H9ZM11 174H10V175H11ZM16 174L18 175V172H17ZM33 174H34V173H33ZM163 174H164V173H163ZM168 174H169V173H168ZM17 175H16V176H17ZM34 175H35V174H34ZM166 175H165V176H166ZM189 175H190V173H189ZM196 175H197V174H196ZM199 175H200V174H199ZM2 176H4V175H1V177H2ZM14 176H15V175H14ZM23 176H24V175H23ZM23 176H22V178H23ZM28 176H29V175H28ZM28 176H27V177H28ZM32 176H33V175H32ZM35 176H38V174L35 175ZM40 176H42V174H41ZM183 176H185V175L183 174ZM191 176H192V175H191ZM191 176H190V177H191ZM7 177H9V176H7ZM18 177H20V176H18ZM25 177H26V176H25ZM44 177H45V176H44ZM162 177H163V176H162ZM162 177H161V178H162ZM169 177H170V178H169ZM190 177H188V178H190ZM197 177H198V176H197ZM15 178H16V177H15ZM30 178H29V179H30ZM184 178H186V177H184ZM191 178H192V177H191ZM27 179H28V178H27ZM40 179H41V178H40ZM162 179H163V178H162ZM194 179H196V178H194ZM197 179H198V178H197ZM6 180H9V179H5L4 177H3V179L0 178V184H6V182H7ZM13 180H15V179H13ZM19 180H21V179L18 178V181H19ZM23 180H24V179H23ZM37 180H38V178H37ZM42 180H44V179L42 178L41 181H42ZM163 180H164V179H163ZM165 180H167V179H165ZM174 180H175V179H174ZM177 180H178V177H177ZM183 180H184V179H183ZM191 180H193V179H191ZM198 180H199V179H198ZM198 180H197V181L193 180V182L195 181V183H193L192 187L194 186V184H197L196 182H200V181H198ZM5 181H6V182H5ZM16 181H17V179H16ZM16 181H15V182H16ZM26 181H28V180H26ZM29 181H30V182H29L30 184L34 183V180H33V182L31 181V179H30ZM160 181H162V180H160ZM181 181H182V180H181ZM187 181L190 182L189 180H187ZM10 182H11V181L9 180L8 185H7L8 187H10V184H9ZM20 182H21V181H20ZM24 182H25V181H24ZM31 182H32V183H31ZM35 182H36V180H35ZM43 182H44V181H43ZM43 182H42V183H43ZM168 182H170V181H168ZM177 182H178V181H177ZM182 182H183V181H182ZM11 183H12V182H11ZM16 183H17V182H16ZM22 183H23V182H22ZM25 183H26V182H25ZM180 183H181V182H180ZM184 183H186V182L184 181ZM18 184H20V183H18ZM30 184H29V185H30ZM36 184H37V183H34V185H36ZM159 184H160V183H159ZM163 184H165V183H163ZM163 184L161 183V185H163ZM167 184H168V183H167ZM169 184H170V183H169ZM169 184H168V186H170ZM171 184H172V183H171ZM175 184H176V182H175ZM182 184H183V183H181V185H182ZM189 184H190V183H189ZM12 185H14V184H12ZM24 185L27 186L28 183H27V185H26V184H24ZM29 185H28V186H29ZM39 185H42V184H39ZM161 185H158L159 188H160ZM172 185H173V184H172ZM184 185H185V184H184ZM15 186L18 187L17 184H15ZM15 186H14V187H15ZM21 186H23V185H21ZM21 186H20V187H21ZM166 186H167V185H166ZM178 186L181 187L179 184H178ZM188 186H190V185H188ZM16 187H15V188H16ZM20 187H18V188H20ZM23 187H24V186H23ZM29 187H32V188H33V186H29ZM29 187H26V188L29 189ZM34 187H36V186H34ZM41 187H42V186H41ZM44 187H45V186H44ZM161 187H162V186H161ZM173 187H174V186H173ZM173 187L171 186V188H173ZM179 187H178V188H179ZM12 188H13V186H12ZM18 188H16V190H17ZM26 188H25V189H26ZM38 188H39V187H38ZM38 188H37V190H36V193H37V191H38ZM157 188H158V187H157ZM159 188H158V189H159ZM174 188H175V187H174ZM182 188H186V187H182ZM182 188H180V189H182ZM187 188H188V187H187ZM199 188H200V187H199ZM10 189H11V188H10ZM13 189H14V188H13ZM35 189H36V188H35ZM35 189H34V190H35ZM40 189H41V188H40ZM158 189H157V190H158ZM160 189H161V188H160ZM162 189H163V187H162ZM180 189H179V190H180ZM189 189L192 190L191 186H190ZM22 190H24V188H23ZM41 190H42V189H41ZM175 190H176V189H175ZM193 190H194V189H193ZM26 191H27V190H26ZM29 191H30V190H28V192H29ZM160 191H161V190H160ZM160 191H158V192L160 193ZM172 191H174V190L172 189ZM20 192H21V191H20ZM28 192H27V194H28ZM32 192H33V191H32ZM32 192H31V194H32ZM43 192L45 193L44 190H43ZM161 192H162V191H161ZM176 192H177V191H176ZM176 192L174 191V193H176ZM38 193H39V195H40V192H39V191H38ZM38 193H37V194H38ZM171 193H172V192H171ZM178 193H179V192H178ZM37 194H36V195H37ZM191 194H192V193H191ZM191 194H189V195H191ZM16 195H17V194H16ZM16 195H15V196H16ZM18 195H21V194H18ZM33 195H34V194H32V197H33ZM36 195H35V196H36ZM181 195H183V194H181ZM187 195H188V194H187ZM189 195H188V196H189ZM17 197H18V196H17ZM21 197H23V196H20V198H21ZM27 197H28V196H27ZM27 197H26V198H27ZM29 197H30V196H29ZM29 197H28V198H29ZM37 197H38V196H37ZM41 197H42V196H41ZM179 197H180V196H179ZM185 197H186V196H185ZM30 198H31V197H30ZM35 198H36V197H33V200H35ZM186 198H187V197H186ZM12 199H13V198H12ZM31 199H32V198H31ZM40 199H41V198H40ZM40 199H39V201H40ZM172 199H174V198H172ZM2 200H3V199L1 198L0 201H2ZM14 200L17 202L16 197L14 198ZM20 200H21V199H20ZM22 200H24V198H22ZM22 200H21V202L26 201V200H24V201H22ZM33 200H32V201H33ZM37 200H38V198H37ZM12 201H13V200H11V203H12ZM170 201H172V200H170ZM173 201H174V200H173ZM176 201H177V200H176ZM16 202H15V204H16ZM34 202H35V201H34ZM138 202H139V201H137L136 203H138ZM13 203H14V201H13ZM13 203H12V205H13ZM17 203H18V202H17ZM31 203H33V202H31ZM168 203H169V201H168ZM8 204H9V203H8ZM15 204H14L13 208L15 207ZM19 204H20V203H19ZM22 204L24 205L25 202L22 203ZM22 204H20V205H22ZM29 204H30V203H29ZM36 204H38V203H36ZM36 204H35V205H36ZM169 204H170V203H169ZM23 205H22V206H23ZM26 205L28 206L27 203H26ZM31 205L33 206V204H31ZM137 205H139L138 207H140V204H139V203H138ZM171 205H172V206H170V208H172L174 204H171ZM9 206H10V205H9ZM37 206H39V208H40V205H39V204H38ZM41 206H42V205H41ZM6 207H8V206H6ZM6 207H5V208H6ZM11 207H12V206H11ZM24 207H25V205H24ZM29 207H30V206H29ZM135 207H136V206H135ZM164 207H165V206H164ZM166 207H167V206H166ZM174 207H175V206H174ZM174 207H173V210H174ZM5 208H4V209H5ZM15 208H16V207H15ZM27 208H28V207H27ZM31 208H32V207H31ZM31 208H30L29 210H31ZM33 208H34V207H33ZM35 208H36V207H35ZM167 208H168V207H167ZM170 208H169V209H170ZM175 208H176V207H175ZM17 209H20V208L17 207ZM21 209H22V208H21ZM41 209H43V208H41ZM151 209H153V208H151ZM176 209H177V208H176ZM5 210H7V209H5ZM12 210H13V209H12ZM12 210H11V209L9 210V208H8V211H10V213H11ZM164 210H165V209H164ZM164 210H163V212H164ZM2 211H3V209H2ZM8 211H7V212H8ZM138 211H140V210L138 209ZM138 211H137V212H138ZM169 211H170V210H169ZM0 212H1V211H0ZM5 212H6V211H3L2 213H3V214H6L7 212H6V213H5ZM12 212H13V211H12ZM15 212H16V211H15ZM15 212H14V213H15ZM18 212H19V210H18ZM18 212H16V214H17ZM23 212H24V210H23ZM23 212L21 211V213H23ZM25 212H26V211H25ZM28 212H29V211H28ZM32 212H33V211H32ZM150 212H151V211H150ZM173 212H175V210H174ZM21 213H18V214H21ZM33 213H34V212H33ZM134 213H135V211H134ZM139 213H140V212H139ZM170 213H171V212H170ZM170 213H169V214H170ZM0 214H1V213H0ZM3 214H2V215H3ZM18 214H17V215H18ZM39 214H40V213H39ZM172 214H173V213H172ZM13 215H15V214L12 213V216H13ZM36 215H37V214H36ZM131 215H132V214H131ZM3 216H4V215H3ZM3 216H2V217H3ZM5 216L9 217L8 215H5ZM5 216H4V218L6 219L7 217H5ZM34 216H35V215H34ZM34 216H33V218H34ZM136 216H139V215L137 214ZM33 218H32V220H33ZM135 218H136V217H135ZM175 218H176V217H175ZM1 219H2V218L0 217V221H1ZM5 219H3V220H5ZM34 219H36V217H35ZM3 220H2V222H3ZM126 220H127V219H126ZM133 220H135V219H133ZM133 220H132V221H133ZM167 220H169V219H167ZM5 221H7V219H6ZM121 221H122V223H123V220H121ZM165 221H166V220H165ZM58 222H60V221H58ZM173 222H174V219H173ZM173 222H172V223H173ZM4 223H5V222H4ZM8 223H9V222H8ZM8 223H6V224H8ZM60 223H61V222H60ZM124 223H125V222H124ZM165 223H168V224H166V225L169 227V224H170V223H169L168 221L165 222ZM3 225H4V224H3ZM11 225H12V224H11ZM120 225H121V224H120ZM120 225H119V226H120ZM4 226H5V225H4ZM2 227H3V226H2ZM6 227L9 228L8 225H7ZM6 227H5V228H6ZM124 227H125V226H124ZM124 227H123L122 229H124ZM3 228H4V227H3ZM8 228H6V229H8ZM10 228H14V227H13V226H12V227L10 226ZM120 228H121V227H120ZM0 229H1V228H0ZM122 229H121V230H122ZM9 230H10V229H9ZM2 231H4V230H2ZM0 232H1V230H0ZM6 232H9V231H6ZM64 232H67V230L64 231ZM1 233H2V232H1ZM9 233H10V232H9ZM68 233L71 235V232H68ZM68 233H65V234L68 235ZM5 234H6V233H5ZM5 234H4V235H5ZM7 235H8V234H7ZM7 235H6V236H7ZM10 235H11V233H10ZM70 235H69V236H70ZM6 236H4V238H6ZM2 237H3V234H2ZM9 238H10V236H9ZM24 238H26V237L24 236ZM2 239H3V238H2ZM0 240H1V239H0ZM4 240L7 241V239H4ZM2 242H3V240H2ZM4 243H5L6 247H7V243H6V242H4ZM4 243H3L2 245H4ZM2 245H1V246H2ZM8 248H9V247H8ZM3 249H4V248H3ZM11 249H13V248L11 247ZM14 249H15V248H14ZM0 251H1V250H0ZM6 251H7V249L4 250V252H6ZM9 251H10V250H9ZM11 252H12V251H11ZM14 252H15V251H14ZM1 253H2V254H5V253H3V251H2ZM6 253L8 254V252H6ZM12 253H13V252H12ZM2 254H1V256H2ZM7 254H6V256H4V257H8ZM10 254H11V253H10ZM1 256H0V257H1ZM10 256L13 257L14 255H9V257H10ZM1 258H3V257H1ZM4 259H5V258H3V260H4ZM0 260H2V259H0ZM3 260H2V261H3ZM0 262H1V261H0ZM0 264H2V263H0ZM95 264H97V263H95ZM98 264H100V263H98Z\"/></svg>", "mask_w": 264, "mask_h": 264}]
</instances>
